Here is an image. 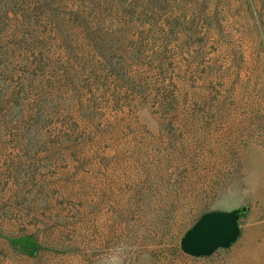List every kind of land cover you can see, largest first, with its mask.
I'll use <instances>...</instances> for the list:
<instances>
[{"label":"rangeland","instance_id":"374dc122","mask_svg":"<svg viewBox=\"0 0 264 264\" xmlns=\"http://www.w3.org/2000/svg\"><path fill=\"white\" fill-rule=\"evenodd\" d=\"M0 264H264V0H0Z\"/></svg>","mask_w":264,"mask_h":264},{"label":"water","instance_id":"95a60500","mask_svg":"<svg viewBox=\"0 0 264 264\" xmlns=\"http://www.w3.org/2000/svg\"><path fill=\"white\" fill-rule=\"evenodd\" d=\"M247 211V207H237L203 213L184 233L181 250L193 256H208L218 248H228L240 236L239 220Z\"/></svg>","mask_w":264,"mask_h":264}]
</instances>
